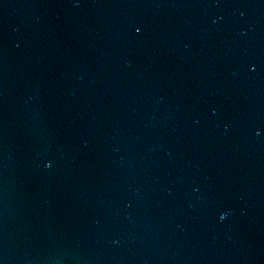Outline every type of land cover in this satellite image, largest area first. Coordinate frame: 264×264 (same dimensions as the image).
Segmentation results:
<instances>
[{"label":"water","instance_id":"1","mask_svg":"<svg viewBox=\"0 0 264 264\" xmlns=\"http://www.w3.org/2000/svg\"><path fill=\"white\" fill-rule=\"evenodd\" d=\"M0 264H264V0H0Z\"/></svg>","mask_w":264,"mask_h":264},{"label":"snow or ice","instance_id":"2","mask_svg":"<svg viewBox=\"0 0 264 264\" xmlns=\"http://www.w3.org/2000/svg\"><path fill=\"white\" fill-rule=\"evenodd\" d=\"M137 31H139V29H136Z\"/></svg>","mask_w":264,"mask_h":264},{"label":"clouds","instance_id":"3","mask_svg":"<svg viewBox=\"0 0 264 264\" xmlns=\"http://www.w3.org/2000/svg\"><path fill=\"white\" fill-rule=\"evenodd\" d=\"M221 219H223V217H221Z\"/></svg>","mask_w":264,"mask_h":264}]
</instances>
